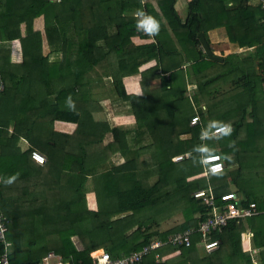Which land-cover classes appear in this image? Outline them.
<instances>
[{
  "label": "trees",
  "instance_id": "trees-1",
  "mask_svg": "<svg viewBox=\"0 0 264 264\" xmlns=\"http://www.w3.org/2000/svg\"><path fill=\"white\" fill-rule=\"evenodd\" d=\"M155 2L156 9L140 0H0V212L7 220L10 264L40 263L51 252L64 264H90L89 254L96 250L114 259L154 243L159 244L135 264H253L241 250L248 217L230 219L204 235L198 229L213 209H225L230 202L221 200L225 194L234 195L238 208L253 204L257 210L239 199V169L227 171L230 163H241L247 145L255 147L238 144L236 134L243 126H259L264 3L181 0L182 18L178 0ZM137 9L159 23L158 32L150 34L155 44L146 43L150 35L137 28ZM39 22L42 29L36 27ZM219 29L226 49L214 61L198 35L211 49V36ZM14 40L20 43L19 64L9 60ZM50 55L60 57L50 62ZM152 60L154 66L139 71ZM95 71L111 77L113 108L119 113L130 109V126L92 117L96 103L85 77ZM177 71L184 76L182 87L171 82ZM125 78L139 84L140 98L131 105L123 100ZM189 84L192 96L186 94ZM183 100L188 111L179 114ZM227 105L237 108L217 112ZM194 116L198 122L191 125ZM249 116L252 124H247ZM210 121L230 124L231 133L212 134V129L209 138H202ZM259 130L263 136L262 126ZM20 141L26 142L25 150ZM201 146L222 157L223 172L206 171L200 163L204 153L197 151ZM32 152L45 162H34ZM198 190L210 192L211 199L195 198ZM87 191L95 197V209L86 206ZM36 204H46V217L39 216ZM169 223L174 225L167 228ZM35 226L45 234L30 235ZM191 230L187 246L167 243ZM210 241L219 246L207 254L201 246Z\"/></svg>",
  "mask_w": 264,
  "mask_h": 264
},
{
  "label": "crops",
  "instance_id": "crops-1",
  "mask_svg": "<svg viewBox=\"0 0 264 264\" xmlns=\"http://www.w3.org/2000/svg\"><path fill=\"white\" fill-rule=\"evenodd\" d=\"M177 12L180 17L184 16L185 14V10H183V14H181L179 10H177ZM211 37H212L211 51L215 56H218L221 50L226 49V43H225L226 39L223 35V31L219 29ZM149 40H151V43H154V40L153 38H151V35L149 37ZM8 48H9L10 62L13 64L21 63L22 55H21V48H20L19 41L14 40L10 42ZM59 57L50 55L49 61L52 62L53 60L59 59ZM154 65H155V61L152 60L148 62L147 64H144L143 66H141L139 68V71H145ZM100 76H101L100 80H96V81L92 80V84L94 82L95 83L93 87H91V92L93 91L95 92V94L93 95V99L96 103V105L92 107L94 110L92 117H94L97 120H100V119L106 120V118L107 119L114 118L116 119L115 123L119 121L118 125L124 124V126L122 125L123 127L130 126L131 121L128 115L130 109L128 110V112H126L127 110H125L119 113V112H115V109L113 108L114 103H113V95H112V89H111V84H112L111 77L102 76V75ZM123 82H124L125 89H126V95L123 98L124 103H126L127 105H131V102L140 98L138 80L135 78H125ZM193 87H194L193 85L191 86L189 84L187 93H186L188 96H192L193 93L195 92L193 90L194 89ZM259 101H260V104L257 109L258 111L257 116L259 118V126L252 125V126H255L254 129H251V128L247 129L245 126H243L242 128L238 129L237 134H236V139H237L238 144H242V146L244 147V145L247 144L248 142L252 143L253 145H255V147L253 146L255 151L250 150V147H248L247 145L246 149L243 151V157H242L241 163L240 164L239 163L235 164V162H233L232 164L230 163L229 164L230 166L227 171V172L229 171L232 172L235 169H239L240 172L238 173V180H239V184L241 188L239 189L240 191L236 190V192L237 193L239 192V194L241 195L239 199L243 201L246 198L247 201L254 203L257 207L256 215L253 216L252 218H248L247 220H244L243 230L240 236L241 237V250L244 253L250 254L253 264H264V135L261 136L260 130H259L260 126H262V128L264 129V120L261 118L263 117V113H264V97H262V94H260L259 96ZM199 105L203 110L206 109V106L203 103H200ZM230 108L236 109L237 107L234 105H227L223 107L224 110L230 109ZM247 111L250 112V114L252 113L251 108H249ZM125 120H127L130 123L126 122ZM247 121L249 122L247 124H252L250 123L252 122L250 116L249 118H247ZM253 130H255V132H251ZM250 135L252 136L250 137ZM253 138H256V140L253 142H250ZM21 144H23L22 147H21ZM19 146L23 150L27 148L25 141H20ZM253 152H258V157ZM247 157H250L249 160H246ZM229 191L234 192V189L230 187ZM243 191L248 193L247 196H249L250 199L247 198V196L245 195ZM89 193L91 192L87 191L86 196H85L86 206L88 209H90L87 204V202L89 201V199L87 198V195ZM93 198H94L93 201L95 205L97 206L94 195H93ZM25 223L27 225L29 224V222L23 221V224ZM30 230L31 229H28V233L30 232ZM42 233H44L43 230H40L39 228L37 229V226H35L30 235L40 236ZM28 236L29 234H27V237ZM8 249H9L8 250L9 251L8 258H9V254L11 252V246ZM76 249L79 250L81 248H77L76 246ZM48 255H51V257L47 259V262L49 264H64L61 257L58 255H54L52 252L48 253L45 257H43L41 262L38 264H43V259L46 258ZM25 264H28V263L26 262Z\"/></svg>",
  "mask_w": 264,
  "mask_h": 264
},
{
  "label": "built area",
  "instance_id": "built-area-1",
  "mask_svg": "<svg viewBox=\"0 0 264 264\" xmlns=\"http://www.w3.org/2000/svg\"><path fill=\"white\" fill-rule=\"evenodd\" d=\"M52 2H58L59 0H50ZM264 3V0H261ZM143 35H150V33L145 32L143 30ZM2 84L0 82V90H2ZM198 122V118L196 116L192 117L190 120L191 125H195ZM218 132L214 129L212 131V134H217ZM31 159L36 162L37 164L42 165L45 162L44 156L40 154L39 152H32L30 155ZM181 159V157L174 158V160ZM216 164H220L221 167L218 170L213 171L212 169ZM206 168V171L214 174L218 172H223L226 165L222 162V157L219 155H211L209 158V161L207 164H203ZM211 193L205 192L203 190H198L193 193V196L195 198H203L206 199L209 197L211 199ZM235 197L233 194H225L221 197L222 201H230L226 206L225 209L222 210V212H218L217 210H212L210 213L211 215L200 224L198 231L201 232L202 235H204L206 232H211L214 230H219L220 228H223L227 221L234 218H252L256 215L255 206L253 204H250L248 207H237L236 202L232 201ZM210 204L211 201H208ZM7 220L3 216V214L0 212V243L3 244L2 246V254L0 255V264H10L9 258H8V243L5 242V232L7 230ZM193 233V231H187L181 234H177L173 236L172 238L167 239V243H171L174 245L184 244L187 246L189 244L190 235ZM159 243H154L151 246H147L143 248L140 252H133L130 256H125L121 258H114L112 259L108 253H106L103 250H96L89 254L90 256V264H135L139 262L142 257L149 253L151 250H153L155 247L158 246ZM217 241H210L202 244V249L207 253H211L218 247ZM51 255H48L46 258L43 259V264H49L47 262V259L50 258Z\"/></svg>",
  "mask_w": 264,
  "mask_h": 264
},
{
  "label": "rangeland",
  "instance_id": "rangeland-1",
  "mask_svg": "<svg viewBox=\"0 0 264 264\" xmlns=\"http://www.w3.org/2000/svg\"><path fill=\"white\" fill-rule=\"evenodd\" d=\"M140 2H141V5H146V4H148L151 8H153V9H156V7H157V5H156V2H155V0H140ZM180 2H181V0H178V2L176 3V8H177V10H179L180 12H181V14H183V10H185V8H184V5L183 4H180ZM128 15H130V14H128ZM182 18H184V16H182ZM36 27H39L40 29H42V26L40 25V22H39V24L37 23L36 24ZM134 42H135V44H142V42L141 41H138V40H136V39H134ZM151 42V40H149L148 42H146V43H150ZM155 44V43H154ZM218 54V53H217ZM197 70H199V69H197ZM100 75H102V72H97V71H95V72H92V73H89V74H87L86 75V80H88L89 82V84L90 85H92L91 87H93V85H94V83L92 84V80H94V81H96V80H100L101 78V76ZM204 76H206V74H204V70L202 71V74H201V77H203L204 78ZM183 79H184V76H183V74H182V72H180V71H177V72H175L174 74H173V76H172V78H171V82H172V84H173V86L174 87H182V84H183ZM204 80V79H203ZM107 87H109V86H107ZM95 94V92L93 91V92H91V98H92V100H93V95ZM97 96V95H96ZM99 96H101V95H99ZM51 100H52V97H51ZM98 100V99H97ZM183 104H184V106L183 107H181L180 109H179V111H178V113L180 114V113H182V112H184L185 110H187L188 111V101L186 100H183V102H182ZM50 104H52V101L50 102ZM198 106H199V104H198ZM226 110H224L223 109V107H221L217 112H219V113H222V112H225ZM129 115V114H128ZM129 118H130V121H131V116L129 115ZM216 118H218V117H216ZM108 121L110 122V123H112V124H114L115 123V121H116V119H108ZM126 122H128L127 120H125ZM114 122V123H113ZM128 123H130V122H128ZM116 125H118L119 124V121L118 122H116L115 123ZM123 126H124V124H122ZM122 125H120V126H122ZM11 128V127H10ZM22 145L23 144H21V147H22ZM155 173V172H154ZM88 186V185H87ZM40 188V187H39ZM54 189L55 188H52V191H51V193H50V202L52 201V195H53V193H54ZM42 190V189H41ZM93 193L91 192V193H89L88 195H87V198L89 199V201L87 202V204H88V207L92 210V209H95V203H94V201H93V195H92ZM71 196H73V194L72 193H70L69 195H68V197H71ZM51 205V207H52V203L50 204ZM45 206H46V204H36V205H34V207H35V209H39L40 210V212H39V216L41 217V218H43V217H46L47 216V213H45ZM50 207V208H51ZM41 209H42V211H41ZM48 214H51V216L52 215H54V209L53 210H50V211H48ZM57 214H59V212L57 211ZM28 221L30 222V220H29V218H28ZM174 225V223H169L168 225H167V228L168 227H170V226H173ZM48 239H49V237H48ZM73 241H74V243H75V245L77 246V248H81L82 246H81V244L78 242V240L77 239H75V238H73ZM40 243H42V242H40Z\"/></svg>",
  "mask_w": 264,
  "mask_h": 264
},
{
  "label": "clouds",
  "instance_id": "clouds-1",
  "mask_svg": "<svg viewBox=\"0 0 264 264\" xmlns=\"http://www.w3.org/2000/svg\"><path fill=\"white\" fill-rule=\"evenodd\" d=\"M134 15L136 17H138V19H137V28L138 29H141L145 32L152 34V35H155L158 32L159 23L152 16L147 15L142 9H137L136 12L134 13ZM212 129H215L222 136H228L232 131L231 125L228 123H222L219 121H210L209 124L204 129H202L201 137L204 139L209 138L210 130H212ZM229 146H231V144ZM197 151L204 153V155H202L200 158V163L207 164L209 161V158L211 156V153L207 149V146H201V147L197 148ZM220 167H221L220 164H216L212 170L213 171L218 170ZM11 179H14V177L10 178L6 182L10 183Z\"/></svg>",
  "mask_w": 264,
  "mask_h": 264
},
{
  "label": "water",
  "instance_id": "water-1",
  "mask_svg": "<svg viewBox=\"0 0 264 264\" xmlns=\"http://www.w3.org/2000/svg\"><path fill=\"white\" fill-rule=\"evenodd\" d=\"M199 39H200V43L201 46L203 48L204 53L206 54V56L214 61H220L221 59L215 55H213L211 49L209 48L208 44L206 43L205 39L203 38V36L201 34L198 35ZM38 264V263H36Z\"/></svg>",
  "mask_w": 264,
  "mask_h": 264
}]
</instances>
